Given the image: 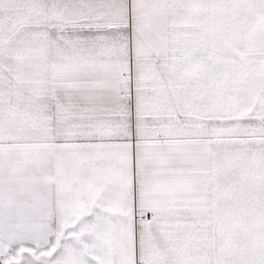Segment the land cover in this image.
I'll use <instances>...</instances> for the list:
<instances>
[{
	"label": "snow or ice",
	"instance_id": "snow-or-ice-1",
	"mask_svg": "<svg viewBox=\"0 0 264 264\" xmlns=\"http://www.w3.org/2000/svg\"><path fill=\"white\" fill-rule=\"evenodd\" d=\"M0 264H264V0H0Z\"/></svg>",
	"mask_w": 264,
	"mask_h": 264
}]
</instances>
